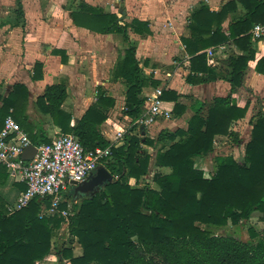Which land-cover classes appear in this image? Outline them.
I'll return each mask as SVG.
<instances>
[{
  "label": "trees",
  "instance_id": "obj_1",
  "mask_svg": "<svg viewBox=\"0 0 264 264\" xmlns=\"http://www.w3.org/2000/svg\"><path fill=\"white\" fill-rule=\"evenodd\" d=\"M233 5L229 3L218 13H209L206 7L194 13L190 23L192 37L182 42L191 56V73L195 77L198 73H213L206 66L205 54L199 53L210 45L231 38L247 53L230 57L225 65L221 77L230 84L231 92L241 86L247 63L254 59L249 31L256 22H264V17L261 21L256 19L264 13L263 2L256 5L249 17L233 22L225 36L221 25L226 10ZM70 16L79 27L97 33H117L126 40V28L114 14H105L83 3ZM204 25L208 29L204 30ZM133 55L134 49L125 52L117 75L128 87L125 113L135 120L143 109L144 99L139 95L147 78ZM255 71L264 75V57L257 61ZM190 78L193 79L189 76L187 80ZM18 90L25 91L23 86H16L11 97L17 96ZM66 97L64 85L46 86L37 104L62 134L77 138L84 152L109 147L110 142L101 134L100 125L106 116L99 107H111L112 100L101 96L97 106L90 107L71 127V114L62 109ZM162 98L177 100L172 92H163ZM11 107L15 109L13 112H9ZM205 109L201 105L194 110L185 132L166 130L155 140L143 141L144 145L156 148L155 165L171 169L169 175H153L158 191L148 185L131 189L126 182L127 178L139 181L148 174L151 156L139 153L140 139L125 137L122 146L111 148L112 158L103 168L118 179L93 192H84L91 194L73 205L68 230L82 248V255L73 257L70 249H63L58 254L59 264L66 260L69 264H264V111L252 124L242 161L216 157L214 172L205 179L193 159L209 155L214 137L229 135L231 124L244 118L247 106L238 108L229 95L214 99ZM181 110L175 106L174 113L180 115ZM20 114L22 111L14 108L10 99L5 100L0 109V129L10 116L33 143L51 142L41 123H27ZM176 136L180 140L174 143ZM165 141L171 145L162 152ZM7 178L2 168L0 183ZM42 203L48 205L46 200L35 199L27 207L10 213L0 197V264H35L49 253L51 239L64 220L57 216L41 217ZM65 207V203L60 206ZM255 213L263 224L260 234L252 227L248 228V239H237L228 233L231 227L247 222Z\"/></svg>",
  "mask_w": 264,
  "mask_h": 264
},
{
  "label": "crops",
  "instance_id": "obj_2",
  "mask_svg": "<svg viewBox=\"0 0 264 264\" xmlns=\"http://www.w3.org/2000/svg\"><path fill=\"white\" fill-rule=\"evenodd\" d=\"M231 2L234 5L226 10L221 25L225 36L233 22L249 17L256 5L264 0H0V109L4 101L10 99L14 108L22 111L19 115L21 119L27 123H41L47 137L52 138L62 133L37 104L46 86L64 85L67 97L62 109L71 114V127L90 107L97 106L101 96L111 99V107H99L106 116L100 125L102 136L113 142L117 132L131 127V137L142 142L139 153H148L151 161L145 177L139 181L127 178L126 182L131 189L148 185L158 191L153 175H169L171 169L157 167L154 163L156 148L144 145L143 141L155 140L160 132L166 130L171 133L185 132L194 110L204 105L205 111L214 99L231 95L238 108L247 106L244 118L231 124L229 135L214 137L209 155L193 159L195 168L203 173L205 179H209L214 172V158L232 157L235 161H242L252 124L264 111V75L255 71L257 61L264 57V38L253 40L249 31L254 59L248 61L242 84L233 92L221 76L230 57L247 56V53L241 51L231 38L199 52L205 54L206 66L213 71L211 75L198 73L195 77L191 73V56L186 53L182 42L192 37V15L203 7L209 13H218ZM83 3L121 19L120 24L126 28V40L117 33H97L75 25L70 14L78 11ZM263 17L264 13H261L256 19L261 21ZM136 22L142 25L137 26ZM203 27L208 29L205 25ZM210 30H215V26ZM130 48L134 49L137 66L147 78L139 97L145 102L148 97L160 92L161 108L171 111L176 120L158 119L139 130L132 127L134 120L125 113L127 83L117 75L125 52ZM218 48L221 49L212 57L207 55L208 50L215 52ZM189 76L193 79L187 80ZM201 79L205 81L201 82ZM16 86H23L25 91L18 90L13 98ZM163 92H172L177 100L163 99ZM257 104L259 110L255 111ZM175 106L183 108L180 115L174 113ZM13 110L9 108V112ZM124 138L115 148L124 144ZM179 140L180 136H176L174 143ZM163 145L162 152H165L171 143L165 141ZM117 179L118 176L112 177V182ZM22 191L24 185L11 179L0 183V197L5 200L6 206L14 203ZM67 198L72 209L78 199L74 194H67ZM55 239L57 236L51 239L49 253L35 264H59L58 254L66 248L71 250L73 257L82 255V248L76 239L72 238V243L63 245L61 250H56ZM63 264L69 262L66 260Z\"/></svg>",
  "mask_w": 264,
  "mask_h": 264
},
{
  "label": "built area",
  "instance_id": "obj_3",
  "mask_svg": "<svg viewBox=\"0 0 264 264\" xmlns=\"http://www.w3.org/2000/svg\"><path fill=\"white\" fill-rule=\"evenodd\" d=\"M253 40L264 38V23L254 24L250 30ZM221 48L208 50L212 57ZM161 94L148 97L142 112L133 121L136 130L150 126L158 119L176 120L171 111L161 108ZM131 127L120 130L115 140L105 149H95L84 152L77 138L70 134H57L51 138L49 144H35L21 129L19 124L8 116L0 130V170L5 169L8 179L24 185L15 202L8 205L7 210L12 213L23 209L32 200L48 201V205L41 204L40 216L61 217L66 222L71 215L72 204L67 194L73 183H82L99 167L103 168L112 158L111 148H115L125 135L133 134ZM35 147V154L30 160H23L22 154L28 146ZM66 207L61 209V204Z\"/></svg>",
  "mask_w": 264,
  "mask_h": 264
},
{
  "label": "rangeland",
  "instance_id": "obj_4",
  "mask_svg": "<svg viewBox=\"0 0 264 264\" xmlns=\"http://www.w3.org/2000/svg\"><path fill=\"white\" fill-rule=\"evenodd\" d=\"M259 105L257 104L255 106V111H258L259 109ZM239 159V158H238ZM94 173V172H93ZM73 186V185H72ZM69 189L68 191V195L69 196H72L73 194L76 195L78 201L76 200V202L79 203V199H82V198H87L89 197V195L91 193H85L84 192H81V191H75V186H73ZM103 186H101L100 188H102ZM99 189V188H98ZM97 189V190H98ZM13 202H11L10 205H12ZM77 203V204H78ZM76 204V203H74ZM68 223H69V220H67L66 222H62L61 226H60V229L58 231L55 232V236H57V239H55V248L56 250H61L63 247V245L65 244H71L72 240L75 239L74 237H72V235L69 233V230H68ZM249 227H252L258 234L261 233L262 231V228H263V224L261 223L260 221V216L259 214L255 213L254 215L251 216L250 220H248L247 222H244L242 223L241 225L237 226V227H234V228H230L228 230V233H230V235H232L233 237L237 238V239H241V240H244V239H248V228ZM57 232L58 235H57ZM54 237V236H53ZM73 238V239H72ZM256 240V239H255ZM55 250V251H56Z\"/></svg>",
  "mask_w": 264,
  "mask_h": 264
},
{
  "label": "water",
  "instance_id": "obj_5",
  "mask_svg": "<svg viewBox=\"0 0 264 264\" xmlns=\"http://www.w3.org/2000/svg\"><path fill=\"white\" fill-rule=\"evenodd\" d=\"M35 154V147L30 145L28 146L23 154H22V159L23 160H30ZM112 182V177L111 174L102 167H99L95 170L94 173H92L88 179L82 183H73V185L76 186L75 191H81V192H86L90 191L93 192L97 188L106 185L107 183Z\"/></svg>",
  "mask_w": 264,
  "mask_h": 264
}]
</instances>
